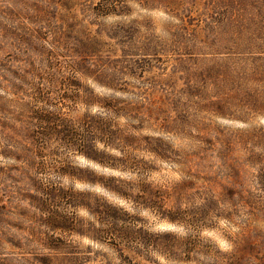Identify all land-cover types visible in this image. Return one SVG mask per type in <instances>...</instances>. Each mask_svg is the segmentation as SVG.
I'll return each mask as SVG.
<instances>
[{"label":"rangeland","instance_id":"1","mask_svg":"<svg viewBox=\"0 0 264 264\" xmlns=\"http://www.w3.org/2000/svg\"><path fill=\"white\" fill-rule=\"evenodd\" d=\"M0 264H264V0H0Z\"/></svg>","mask_w":264,"mask_h":264}]
</instances>
